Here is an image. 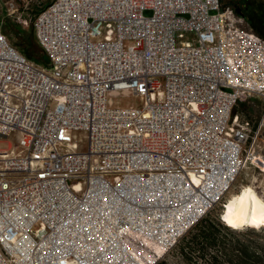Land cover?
<instances>
[{"label": "built area", "instance_id": "2783aa9c", "mask_svg": "<svg viewBox=\"0 0 264 264\" xmlns=\"http://www.w3.org/2000/svg\"><path fill=\"white\" fill-rule=\"evenodd\" d=\"M243 21L222 0H52L33 20L49 64L0 28V139L18 137L0 149V264H154L214 209L225 223L264 161V82L230 48ZM253 97L259 116L236 111Z\"/></svg>", "mask_w": 264, "mask_h": 264}, {"label": "trees", "instance_id": "16d2710c", "mask_svg": "<svg viewBox=\"0 0 264 264\" xmlns=\"http://www.w3.org/2000/svg\"><path fill=\"white\" fill-rule=\"evenodd\" d=\"M49 2L37 8L39 12ZM223 8L228 4L222 0ZM8 31L18 36L20 48L31 59L49 64L42 48L38 45L34 25L20 32L7 20ZM193 227L169 252L158 254L154 264H172L173 254L177 264H264V227L248 226L234 229L220 218V212H213Z\"/></svg>", "mask_w": 264, "mask_h": 264}, {"label": "rangeland", "instance_id": "374dc122", "mask_svg": "<svg viewBox=\"0 0 264 264\" xmlns=\"http://www.w3.org/2000/svg\"><path fill=\"white\" fill-rule=\"evenodd\" d=\"M9 1L10 0H0V28L8 35L9 39L20 48V44L17 39L19 35L16 36L13 32L8 31L7 20L13 24L15 29L20 30V32L29 30L30 26L33 25L37 8L47 2H51L52 0H15L18 6L17 10H13L9 7ZM233 1H240L243 3L242 7H249L247 8L248 10L251 8L256 9V6H254L256 5V2L253 0L251 2L249 0ZM227 3H229L228 6H230L238 16L244 19L243 23H241L242 30L231 35L230 48L234 53L246 79L255 83L264 82V37L255 28H253L245 16L240 13L238 4H230V1H227ZM26 19H28V23H26ZM109 100H113L115 102L119 101L121 105H139L145 101V99H141V96L139 95L125 94L122 92H114L113 94H110ZM261 110L262 103L258 97H253L250 100H244L236 106L237 112H244L250 117L259 116ZM79 137L84 142H87L88 140L87 134L84 131L79 132ZM17 138V134L13 133L9 138L0 139V149H7L11 145H13L15 148L18 141ZM254 175H256L259 180H261V182L264 181V165H262V168L251 166L245 169L239 176L236 187L232 191L239 189L242 180H249ZM217 211H221V209L218 208V210L214 211L213 213L216 214ZM248 226L261 225L251 222ZM169 260L172 262V264H177V260L173 254L169 256Z\"/></svg>", "mask_w": 264, "mask_h": 264}, {"label": "bare ground", "instance_id": "6f19581e", "mask_svg": "<svg viewBox=\"0 0 264 264\" xmlns=\"http://www.w3.org/2000/svg\"><path fill=\"white\" fill-rule=\"evenodd\" d=\"M259 163L264 165V161ZM222 214L225 222L232 221L228 224L233 228L240 229L251 222L264 227V181L261 182L256 175L249 180H242L239 189L228 196Z\"/></svg>", "mask_w": 264, "mask_h": 264}, {"label": "crops", "instance_id": "0c3cea01", "mask_svg": "<svg viewBox=\"0 0 264 264\" xmlns=\"http://www.w3.org/2000/svg\"><path fill=\"white\" fill-rule=\"evenodd\" d=\"M224 3H227V1H230V4H238L239 11L242 13L245 18L249 21L251 26L255 28L263 37H264V0H253L256 2L254 6H256V9H247L249 7H242V4L240 1L234 2L233 0H223ZM250 2L252 0H249ZM258 8V9H257Z\"/></svg>", "mask_w": 264, "mask_h": 264}, {"label": "snow or ice", "instance_id": "6c2138e0", "mask_svg": "<svg viewBox=\"0 0 264 264\" xmlns=\"http://www.w3.org/2000/svg\"><path fill=\"white\" fill-rule=\"evenodd\" d=\"M225 219L227 220V218H225ZM228 223H230V224H231V223H232V221H231V220H228ZM234 226H235V225H234Z\"/></svg>", "mask_w": 264, "mask_h": 264}]
</instances>
